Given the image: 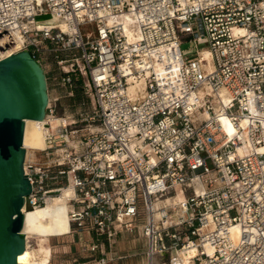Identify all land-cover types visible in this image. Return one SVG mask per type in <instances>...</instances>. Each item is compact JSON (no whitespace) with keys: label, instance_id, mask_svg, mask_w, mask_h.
I'll return each mask as SVG.
<instances>
[{"label":"built area","instance_id":"built-area-1","mask_svg":"<svg viewBox=\"0 0 264 264\" xmlns=\"http://www.w3.org/2000/svg\"><path fill=\"white\" fill-rule=\"evenodd\" d=\"M17 38L35 60L67 40L61 81L80 76L93 106L37 151L59 153L64 183L25 157L29 210L71 186L67 235L95 236L87 253L136 233L150 264H264V0H0V43Z\"/></svg>","mask_w":264,"mask_h":264},{"label":"water","instance_id":"water-1","mask_svg":"<svg viewBox=\"0 0 264 264\" xmlns=\"http://www.w3.org/2000/svg\"><path fill=\"white\" fill-rule=\"evenodd\" d=\"M47 105L45 73L28 51L0 60V264H27L24 234L35 233L26 199L32 185L24 169V128L26 120L42 121Z\"/></svg>","mask_w":264,"mask_h":264},{"label":"rangeland","instance_id":"rangeland-1","mask_svg":"<svg viewBox=\"0 0 264 264\" xmlns=\"http://www.w3.org/2000/svg\"><path fill=\"white\" fill-rule=\"evenodd\" d=\"M69 46L71 44L67 40L57 45L48 41H41L38 45L39 52L36 54V60L46 76L48 95L51 100L49 109L53 110V117H62L65 123L73 121L79 124L78 127L86 128V122L84 121L91 114L93 106L90 98L82 92L83 79L80 76L72 77L73 85L71 87L63 85L61 81V77L64 75L63 72L69 69L72 62H65L70 57L66 51ZM181 49L186 50V55L195 53L192 43L182 44ZM198 49H201V47L199 46ZM58 60L64 62L59 66L57 65ZM80 121L83 124H80ZM70 142L72 146H76L75 142L71 140ZM54 153V157L52 156L48 159L43 153L37 152V150L35 153H33V150H29V155H35L39 163L50 168V178H53L48 183L50 186L65 182L55 178L56 169L53 167V160L59 157L57 155L59 153ZM52 197L58 198L59 196ZM86 239L84 235L75 234L49 238L44 246L50 250V264H100L101 260H104L105 264H147L145 243L136 233L128 237L121 234L111 246H108V242H103L104 245H99V250L94 253H87L86 247L91 245L92 242ZM31 244L35 246V240H31Z\"/></svg>","mask_w":264,"mask_h":264},{"label":"bare ground","instance_id":"bare-ground-1","mask_svg":"<svg viewBox=\"0 0 264 264\" xmlns=\"http://www.w3.org/2000/svg\"><path fill=\"white\" fill-rule=\"evenodd\" d=\"M125 31L128 32V20L124 18L120 22ZM37 26L42 27H56L62 32L72 35L73 31L69 30L64 21L59 22L57 19H50L47 23L38 22ZM20 49V40L16 39L13 47H3L0 43V59H4L12 55L13 52ZM202 58L209 60L208 51H203ZM51 100L48 95V105L50 107ZM66 124L62 117H52L46 115L42 121H25L23 146L26 150V156H29V150L42 151L46 149V135L50 130L57 129L58 126ZM232 129L229 127V132ZM70 142V140H69ZM71 143V142H70ZM264 151V149H262ZM72 187L62 188L61 194L58 198L49 197L46 200L45 207L30 210L34 233L35 235L24 234L25 236V255L27 264H48L50 259V250L45 247L51 237L65 236L70 232L69 211L71 210L68 200L72 197ZM175 198H171L168 202H175ZM31 240H35L33 246ZM147 264H150L147 261Z\"/></svg>","mask_w":264,"mask_h":264},{"label":"crops","instance_id":"crops-1","mask_svg":"<svg viewBox=\"0 0 264 264\" xmlns=\"http://www.w3.org/2000/svg\"><path fill=\"white\" fill-rule=\"evenodd\" d=\"M75 235H79V236H80V235H84V237L87 238L86 240H88L89 242H90V241H91V242H95V241H97L96 238H95V236H90V235L82 234V233H80V234H75ZM123 235H127V237H128V236H131V234H127V233H122V236H123ZM73 237H74V236H73ZM117 237H118V236H117ZM103 242H106V240H103ZM112 243H113V242H112ZM112 243H111V244H108V246H109V245H110V246L113 245L115 242H114L113 244H112ZM105 245H106V243H105Z\"/></svg>","mask_w":264,"mask_h":264}]
</instances>
